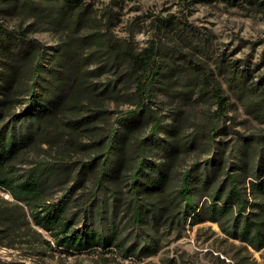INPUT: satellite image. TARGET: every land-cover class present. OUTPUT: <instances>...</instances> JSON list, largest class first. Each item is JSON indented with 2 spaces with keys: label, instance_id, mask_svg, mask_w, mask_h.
Listing matches in <instances>:
<instances>
[{
  "label": "trees",
  "instance_id": "trees-1",
  "mask_svg": "<svg viewBox=\"0 0 264 264\" xmlns=\"http://www.w3.org/2000/svg\"><path fill=\"white\" fill-rule=\"evenodd\" d=\"M13 1L0 0V6ZM49 1L61 4L64 13H73L79 20L87 14L80 11L82 0ZM257 7L264 12V0ZM153 23L158 32L175 28L173 16L157 17ZM11 44L14 53L6 70L0 72V191L11 199L0 198V248L26 244L70 256L99 250L142 261L159 252L162 236L158 234L162 228L180 236L188 225L210 222L228 238L255 250L264 249V155L259 139L255 143L237 139L231 148L219 149V153L189 164L179 172L177 185L171 189L179 154L195 150L196 141H181L178 130L167 132L173 141L163 139L162 119L154 115L149 104L159 85H168L187 64H174L172 52L153 44L137 53L122 50V60L127 61L134 78L135 108L119 112L116 123L121 128L110 130L103 158L83 162L79 171L51 159L25 167L23 152L43 139L50 125L62 123L86 108L84 99L89 106H98L96 96L113 91L105 88L94 93V87L86 85L87 72H82L79 65H70L67 51L48 59L50 67L45 66L49 55L45 46L29 38L25 31H7L0 23V58ZM110 49L118 58L116 45ZM28 59L26 80L21 67ZM189 65L200 71L198 66ZM247 77L237 70L227 78L228 86L238 97L259 93L264 104V77L253 89L245 87ZM202 80L211 86L217 105L205 135L213 145L216 138L228 133L226 125H220L228 112V98L220 83L209 81L208 74ZM20 95H25L24 101ZM87 110L95 113L66 123H74V129L90 125L100 110ZM145 113L150 122L149 134L133 143L136 161L124 175L123 155L129 144L128 135L122 131L135 128V121ZM90 179L93 186L89 190L86 183ZM35 227L50 240L43 239ZM0 264L13 263L0 260Z\"/></svg>",
  "mask_w": 264,
  "mask_h": 264
},
{
  "label": "rangeland",
  "instance_id": "rangeland-1",
  "mask_svg": "<svg viewBox=\"0 0 264 264\" xmlns=\"http://www.w3.org/2000/svg\"><path fill=\"white\" fill-rule=\"evenodd\" d=\"M22 1L14 0L10 5L0 6V23L7 31H25L29 38L45 46L49 54L46 56L47 67H50L48 59L52 60L62 50L67 51L70 65H79L82 72H87L86 85L94 87V93L105 88L113 91L103 97L96 96L100 102L98 106H89L84 99L86 108H81L62 123L50 125L45 137L23 152L21 159L25 167L35 161L51 159L79 171L83 162L102 156L110 130L119 127L116 123L119 112L135 108L134 78L127 61L122 60V50L137 53L152 44L172 52L174 64H187L168 85H159L153 103L149 104L154 115L162 119L163 139L173 141L167 132L178 130L181 141H196L195 150L179 154L171 189L177 185L179 172L189 164L203 161L219 153V149L231 148L237 139L247 138L251 143L259 139L264 155V104L259 93L238 97L227 83V78L237 70L240 75L242 72L245 77L249 76L247 89L256 87L264 77V12L257 7L260 0H214L209 3L82 0L80 11H87V14L81 20L73 13H64L61 4L49 0H26L24 4ZM171 16L174 30L158 32L154 19ZM111 45H116L118 58L111 52ZM7 48L0 58V72L6 70L14 53L13 44ZM31 52L35 50L31 49ZM189 64L198 66L200 71H194ZM21 68L26 78L29 59ZM205 73L211 83H220L229 104L227 115L220 123L226 125L228 133L216 138L213 145H209L205 135L217 105L211 95V86L203 83ZM175 81L178 83L173 84ZM20 98L24 101L26 97L20 95ZM88 107L100 110L90 125L74 129V123H66L93 115L95 111L87 110ZM135 122V128L122 131L128 135L126 141L129 144L123 155L124 175L136 161L133 143L147 138L150 131L147 113ZM90 180L86 183L89 190L93 186ZM82 191L84 193V187ZM0 198L11 200L2 191ZM35 230L43 239L50 240L46 233L36 227ZM158 236H162L159 252L142 261L127 260L116 252L99 250L70 256L26 244L0 248V260L13 264H264V249L255 250L228 238L217 224L210 222L193 227L188 225L180 236L176 231L162 228Z\"/></svg>",
  "mask_w": 264,
  "mask_h": 264
}]
</instances>
